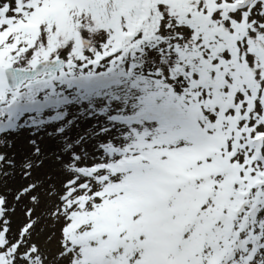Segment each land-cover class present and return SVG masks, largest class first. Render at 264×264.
<instances>
[{
  "label": "snow or ice",
  "instance_id": "6c2138e0",
  "mask_svg": "<svg viewBox=\"0 0 264 264\" xmlns=\"http://www.w3.org/2000/svg\"><path fill=\"white\" fill-rule=\"evenodd\" d=\"M0 264H264V0H0Z\"/></svg>",
  "mask_w": 264,
  "mask_h": 264
},
{
  "label": "rangeland",
  "instance_id": "374dc122",
  "mask_svg": "<svg viewBox=\"0 0 264 264\" xmlns=\"http://www.w3.org/2000/svg\"><path fill=\"white\" fill-rule=\"evenodd\" d=\"M85 128L90 130V125L86 124ZM83 130L84 129H81V131ZM51 133V127L42 129L39 132L30 127H24L7 136L8 147L4 149V151L18 162L21 161L22 158L28 156L35 157L31 143L33 139L39 144L43 153L40 159L35 161L36 167L31 171L30 176L23 175L19 167H11L8 169L10 179L7 181V185L10 191H15L30 182H36L43 185L45 189H52L55 191V189L60 186L61 182L66 179L67 165L59 155L61 151L60 144L62 142L56 140ZM89 151H91V148H89ZM66 159L65 157L64 160ZM25 203H27V201H25ZM41 216L42 219L39 222L37 233L33 238L43 247L54 248L55 238L59 233L53 227L52 222L44 216L43 213H41ZM13 219L14 227L23 223V205L17 208V214ZM54 232L55 236H53L52 240H49V235Z\"/></svg>",
  "mask_w": 264,
  "mask_h": 264
}]
</instances>
